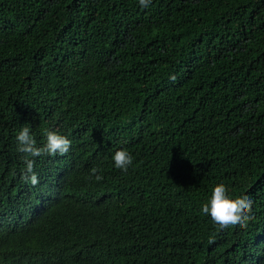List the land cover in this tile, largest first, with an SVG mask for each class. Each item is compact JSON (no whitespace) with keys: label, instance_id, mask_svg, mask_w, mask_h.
<instances>
[{"label":"trees","instance_id":"16d2710c","mask_svg":"<svg viewBox=\"0 0 264 264\" xmlns=\"http://www.w3.org/2000/svg\"><path fill=\"white\" fill-rule=\"evenodd\" d=\"M24 126L71 141L34 187ZM0 264H264V0H0Z\"/></svg>","mask_w":264,"mask_h":264},{"label":"clouds","instance_id":"9594fccd","mask_svg":"<svg viewBox=\"0 0 264 264\" xmlns=\"http://www.w3.org/2000/svg\"><path fill=\"white\" fill-rule=\"evenodd\" d=\"M138 3L142 8H147L151 4V0H138ZM169 79L175 82L176 77L172 75ZM44 135L46 142L42 146H37L36 140L30 134L28 126L22 127L16 136L17 151L25 154L23 157L25 167L21 174V179L25 183H30L33 187L40 182L38 175L34 171L35 160L33 158L44 155L62 156L67 154L71 147V141L56 131L45 129ZM112 160L114 161L115 168L124 172L133 163V157L125 149L116 151L112 156ZM99 172V168L93 167L90 170L88 179H94L96 182L101 181L103 176L97 174ZM227 193L228 189L223 183L217 184L212 189L210 200L201 206V212L210 216L212 222L220 230L237 225L242 228L246 227L248 221L251 219L252 200L246 195L231 199Z\"/></svg>","mask_w":264,"mask_h":264}]
</instances>
